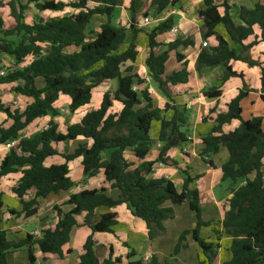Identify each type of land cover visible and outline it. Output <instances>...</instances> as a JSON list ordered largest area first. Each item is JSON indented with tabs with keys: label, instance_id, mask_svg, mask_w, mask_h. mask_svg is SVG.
I'll return each mask as SVG.
<instances>
[{
	"label": "trees",
	"instance_id": "16d2710c",
	"mask_svg": "<svg viewBox=\"0 0 264 264\" xmlns=\"http://www.w3.org/2000/svg\"><path fill=\"white\" fill-rule=\"evenodd\" d=\"M149 1L156 15L175 4V0ZM15 2L7 3L13 21L10 29H4L0 17V54L13 57L16 65L27 58L31 60L21 69H7L0 77V84H15L10 92L29 100L23 110L0 104V113L11 121L8 128L0 127V146L13 144L0 160V181L10 174L21 175L11 189L20 209L10 211V214L31 218L37 214L40 201L72 189L75 184L68 176V164L77 159H80L84 181L102 172L104 181L110 189L119 192V197L112 199L104 189L82 190L53 207L57 222L53 229L43 231L39 237L26 235L15 240L7 232L0 231V264H8L7 256L20 250L26 252L27 264H36V251L62 258L69 253V250L64 252V247L69 243L71 231L78 226V217H83L82 225L89 228L91 234L82 246L83 253L77 264H112L111 250L108 259L103 261L93 251V234H113V228L118 224L117 214L109 210L125 205L132 217L144 223L148 240H153L164 232L163 222L173 218L172 206L182 204H187L194 213L196 223L191 231L180 235L174 252L177 253L185 237L191 235L211 261L215 256L213 245L198 238L200 228L208 227L209 223L200 219L198 192L189 189L192 180L183 173L182 190L177 192L168 179L149 177L156 165L177 167L169 153L189 140L187 111L169 103L162 109L154 107L148 89H138L145 81L133 67L139 54L136 38L141 33L146 37L149 49L144 62L148 77L170 100L168 86L185 84L188 74L185 68L165 74L169 53L175 52V59L185 67L184 57L178 49L192 47L193 41L177 39L161 45L157 38L170 32L173 19L167 18L152 29L138 27L135 0L130 2L128 29L113 21L118 0H27L25 5L18 0ZM202 3L204 8L197 13L203 23L201 39L212 38L216 45L200 49L195 61L196 73L200 75L204 69L221 68V81H226L242 78L232 71L231 62L258 67L260 99L264 102V66L245 56L256 46L257 40L243 45L254 36V27L259 29V42H264V5L256 4L252 9L241 7L236 24L229 17L230 8L225 0L220 6L213 0H202ZM29 5L38 14L59 13L65 9L74 13L50 20L36 15L31 23H25L22 13ZM94 17L104 19L96 30L91 29ZM218 25L224 28L227 41L215 32ZM128 33L130 39H127ZM124 45L126 48L122 49ZM162 47L166 49L157 54L153 52ZM249 92L243 86L226 105V112L215 115L216 125L201 138L199 151L207 160L221 147L228 153V160L221 167V180L230 183L231 197L221 226L223 234L231 239V260L224 264H264V129L258 117L247 121L241 118L240 102ZM96 93L101 94L98 108L87 111L77 123L67 126L64 133L60 132L56 120L59 113L54 107L59 97L68 99V111L74 114L88 106ZM220 96L221 92L215 88L202 92L205 99L214 100ZM114 105L118 110H114ZM168 111L172 116L166 119ZM213 113L214 110L209 111V115ZM44 118L49 119L44 129L29 137L23 136L35 121ZM232 121H237L238 127L223 133L222 126ZM155 122L159 123L157 141L161 146L156 158L146 161L152 146L149 132ZM68 142L75 144L73 150L62 153L60 146ZM127 152L139 162L137 165L125 158ZM56 157L61 162L48 164ZM62 206L68 211L64 212ZM134 258L133 251H129L126 264H159L153 257L146 263Z\"/></svg>",
	"mask_w": 264,
	"mask_h": 264
},
{
	"label": "crops",
	"instance_id": "0c3cea01",
	"mask_svg": "<svg viewBox=\"0 0 264 264\" xmlns=\"http://www.w3.org/2000/svg\"><path fill=\"white\" fill-rule=\"evenodd\" d=\"M11 1L16 3L15 0H0V17L4 21V29H10L13 25V21L10 17V9L7 6V3ZM18 1L22 5H25L27 2V0ZM145 1L146 0H140V2L143 3H145ZM213 1L216 6H220L224 0ZM130 2L131 0H118L116 7V14H118L119 22L120 20L121 22L118 23V21H116L115 24L125 27L126 29H128L130 25ZM225 2L230 8L229 17L236 24L238 23V15L241 7L252 9L256 4L264 5V0H225ZM148 3V9L145 11L147 8L146 6L144 9L145 12L143 11L144 14L140 16L136 14L135 16V22L138 27L142 24V19L144 17H148L151 20L150 25L152 26L149 27V25H147L148 29H152L167 18H172L174 21L172 29L175 30V33L168 32L158 37L157 41L161 43V45H166L177 39L181 41L190 39L194 44L192 47L178 49V52L184 57V62L186 63L185 67L183 63L177 62L175 59V52L169 53L168 61L165 64V74L169 75L176 73L185 68L188 78L185 84L168 86L167 90L171 96L170 100H168L158 89L156 90V85L151 83L152 81L148 77V72L144 64L149 54L146 37L144 34L140 33L136 38L139 54L133 65L134 72L140 79L145 81L143 86L148 89L154 107L162 109L166 103L175 107H183L187 111V120L189 124L187 128L188 142L169 153L170 158L177 163V167H160L156 165L149 177L153 179H168L174 184L177 192H181L182 190L183 173H186V176L192 180L189 189L198 192L200 219L204 223H209L208 227L200 228L198 238L205 244L213 245L215 256L211 261H208L191 235L185 237L184 242L181 243L182 247L176 254H171L178 243L180 235L184 231H191L196 223L195 215L189 210L187 204L172 206L174 213L173 218L163 222L164 232L153 240H148L144 223L132 217L125 205H120L113 210H109L117 214L118 224L113 228V234H93V251L96 257L103 261L108 259L111 250L112 264H126L128 262L127 254L129 251H133L135 254L134 260L144 261V259L150 260L153 257L159 264H224L231 260L229 251L231 239L223 234L221 226L225 212L228 209V200L231 197L230 183L221 180V167L228 160V153L224 147H221L218 153L211 156L208 160L202 158L199 154L202 148L201 138L210 133L211 129L216 125L213 121L215 115L226 112V105L237 96L243 86L250 92L247 97L240 102V107L242 109L241 118L247 121L251 118L258 117L262 120V128L264 129V102L260 99V69L258 67H248L243 62H231L229 65L232 71L242 75V78L233 77L226 81H221L223 74L221 68L204 69L200 75L197 74L194 67L196 58L201 49V29L203 24L197 17V13L204 8L202 0H175V4L168 7L160 15H156L154 10L150 7V1ZM141 11L142 10H140V13H142ZM59 13L71 15L74 12L71 9H65L63 12ZM39 14L42 15V13ZM28 15H36V10L32 5L27 6L22 13L25 23L32 22L31 19H26ZM215 32L225 41L228 40L224 28L221 25L215 28ZM259 36V29L254 27V36L244 41L243 45L247 46L256 39V46H253L247 51L245 56L251 61L260 63L264 66V42H259ZM206 42L209 46L216 45L212 38ZM165 49L166 47H162V49L156 48L153 52L157 54L160 50ZM141 53H143V58L141 61H138ZM29 61L16 65L13 57L0 54V71L21 69L25 67ZM142 75H144V77ZM14 86L15 84H0V104L10 107L11 109L23 110L25 104L29 102V100L10 92L11 88ZM140 88L141 86L138 89ZM210 88L219 90L221 96L214 100L203 98L202 92ZM95 95H98V97H95ZM61 98L66 100L67 104H69L68 99L63 96L59 97L58 101H60ZM100 100V93L93 94L89 105L94 102V107L92 109H96L100 104ZM114 110H118L117 105H114ZM210 110H214L215 113L209 115ZM86 112H84L83 115ZM171 116V111L165 113L166 119H169ZM41 120L42 119H39L37 121H40V128L42 130ZM44 120L48 122L49 119L44 118ZM56 120L59 123V117L56 118ZM35 122L32 124L29 131L23 135L24 137H29L30 134L37 132L36 129L31 131L33 126H35ZM47 122L45 123L46 125ZM238 124L237 121L226 124L222 126V132H232L238 127ZM10 125L11 121L8 120L4 114L0 113V127L6 129ZM158 131L159 123L155 122L151 125L149 132L152 146L146 161H153L157 156L158 149L161 146L157 141ZM8 149L9 148L5 146H0V160L7 153ZM125 158L136 165L139 163L129 152L125 153ZM59 162H61V160L56 157L49 160L48 164ZM73 165L79 166L71 167ZM68 168V176L75 186L67 192L50 195L45 200L40 201L37 214L28 219H25L23 216L16 217L10 214V211L18 212L20 209L18 200L11 192V189L16 185L21 175L15 173L2 178L0 181V202L2 204L0 210V231L7 232L9 237L15 240L24 238L26 235L39 237L43 231L53 229L57 222L53 207L61 205L70 195L82 190L104 189L106 194L112 199H118L119 192L115 189H110L109 184L104 181L102 172L84 181L80 167V159L70 162ZM167 206L170 205L167 204ZM61 209L64 212L68 211V208L65 206H62ZM104 212L106 211H100L99 213ZM82 218L83 217L77 218L78 226L71 231L69 243L64 247V252L69 250V253L64 254L62 258H58L44 255L36 251L34 253L36 264H77L79 256L83 253L82 246L86 238L91 234L89 228L82 225ZM97 219L98 216L94 218V221L96 222ZM167 232L171 233L170 239L162 237L164 234H167ZM115 259H119L120 262L115 263ZM7 263L27 264L26 252L20 250L9 254L7 256Z\"/></svg>",
	"mask_w": 264,
	"mask_h": 264
},
{
	"label": "rangeland",
	"instance_id": "374dc122",
	"mask_svg": "<svg viewBox=\"0 0 264 264\" xmlns=\"http://www.w3.org/2000/svg\"><path fill=\"white\" fill-rule=\"evenodd\" d=\"M149 1L148 0H146L145 1V3H143V2H140V0H135V6H134V9H135V13L136 14H139V16L140 15H142V14H144V12L148 9V6H149V3H148ZM147 6V8L145 9V7ZM144 9H145V11H144ZM140 10H142L141 12L142 13H140ZM144 11V12H143ZM36 15H39L42 19H44V20H50V19H55V18H61L62 16H65V13H42V15H40V14H38L37 12H36ZM35 15V16H36ZM119 16H118V14H116V16H115V18H114V23H116V21H118V23H120L121 22V20H120V22H119V18H118ZM26 19H31L32 21H33V19H34V16L32 15H28L27 17H26ZM30 20V21H31ZM104 21V19L103 18H99V17H94L93 19H92V26H91V29L92 30H96L97 28H98V26H99V24L100 23H102ZM24 22H25V20H24ZM141 27H143V28H147L148 29V27L147 26H143L142 24L140 25ZM152 25H150L149 24V27H151ZM128 38H130V36H129V33H128V35H127V39ZM13 40H17V39H13ZM141 45H142V43H141ZM140 45V46H141ZM126 48V45H124L123 47H122V49H125ZM142 58H143V53H141V55H140V57L138 58V61L140 60H142ZM30 60V58L29 59H26L25 61H29ZM24 61V62H25ZM143 77H144V75H142ZM152 83V82H151ZM155 85V84H154ZM114 87V83H112V84H110V88L112 89ZM155 87H157V86H155ZM140 89H144V86L142 85L141 86V88ZM156 90H157V88H156ZM159 91V90H158ZM99 95V94H98ZM98 95H95V97L97 96L98 97ZM24 103V102H23ZM22 105V104H21ZM55 108H56V110L58 111V113H59V131L60 132H64L65 131V128L68 126V125H70V124H73V123H76V122H78V120L81 118V116L83 115V113L84 112H86L87 110H90V109H92L93 107H94V102L93 103H91V105H89L88 107H85V108H83V109H81V110H79V111H77V112H75L74 114H70L69 113V111H68V104H67V102H66V100H64V99H60V101H57L56 103H55ZM42 121V129L45 127V123L47 122V120H44V119H42L41 120ZM40 121H37V122H35V126H33V128L31 129V131L33 130V129H36L37 131L38 130H41V128H40V124L41 123H39ZM34 133H32V134H30V136L31 135H33ZM74 145L75 144H73V143H66V144H63V145H61L60 146V151L61 152H63V153H69V152H71L72 150H73V148H74ZM105 157H106V155H105ZM79 165H77V166H75V165H73V166H71V167H78ZM162 237H166L167 239H170L171 238V233L170 232H167V234H164ZM184 242V241H183ZM182 242V243H183ZM171 254H176L175 252H174V249H173V251L171 252Z\"/></svg>",
	"mask_w": 264,
	"mask_h": 264
},
{
	"label": "built area",
	"instance_id": "2783aa9c",
	"mask_svg": "<svg viewBox=\"0 0 264 264\" xmlns=\"http://www.w3.org/2000/svg\"><path fill=\"white\" fill-rule=\"evenodd\" d=\"M150 23H151L150 18H148V17H144V18L142 19V25L147 26V25H149ZM170 32L175 33V30H174V29H171ZM208 46H209V45H208V43H207L206 41H202V42H201V48H207ZM5 74H6L5 71H0V77H3ZM45 127H46V126H45ZM11 145H13V144L11 143V144H7V145H4V146H5L6 148H9ZM157 166H160V167H161L160 164L157 165ZM148 260H149V259H144L143 262L146 263V262H148Z\"/></svg>",
	"mask_w": 264,
	"mask_h": 264
}]
</instances>
